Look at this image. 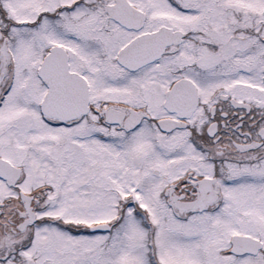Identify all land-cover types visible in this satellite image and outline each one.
<instances>
[{"label": "snow or ice", "instance_id": "1", "mask_svg": "<svg viewBox=\"0 0 264 264\" xmlns=\"http://www.w3.org/2000/svg\"><path fill=\"white\" fill-rule=\"evenodd\" d=\"M0 264H264V0H0Z\"/></svg>", "mask_w": 264, "mask_h": 264}]
</instances>
